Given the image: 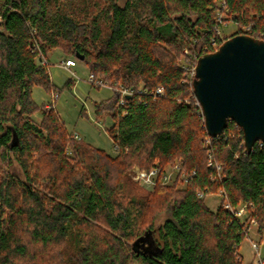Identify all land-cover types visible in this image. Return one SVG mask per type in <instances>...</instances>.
<instances>
[{"label":"trees","instance_id":"16d2710c","mask_svg":"<svg viewBox=\"0 0 264 264\" xmlns=\"http://www.w3.org/2000/svg\"><path fill=\"white\" fill-rule=\"evenodd\" d=\"M220 21L264 41V0H0V161L13 153L25 175L0 182V264H242L250 224L223 205L211 212L204 189L252 204L263 234L264 146L247 153L233 122L211 138L184 68L185 50L196 63L211 38L222 45ZM55 49L134 91L123 106L117 92L95 105L113 120L116 156L70 138L57 112L35 104L36 87L57 94L42 64ZM178 161L171 186L145 192L130 180L133 165L163 175Z\"/></svg>","mask_w":264,"mask_h":264},{"label":"rangeland","instance_id":"374dc122","mask_svg":"<svg viewBox=\"0 0 264 264\" xmlns=\"http://www.w3.org/2000/svg\"><path fill=\"white\" fill-rule=\"evenodd\" d=\"M79 2V0H77ZM124 1L121 3L123 5ZM221 40L225 41L226 38H230L237 33V27L233 23L221 27ZM73 57L66 55L59 49L51 50L48 54L47 61L49 64L48 71L50 74V80L55 87L56 93H47L44 89L34 88L33 90V100L38 107L46 106V108L53 109L55 113L57 112L60 120L65 124L66 131L70 138L74 139L75 135H78L84 144L90 145L93 148L98 150H103L110 156H116L118 149L115 147L108 130L113 126V120L110 118L109 114H96V104H99L102 101L109 100L113 97L115 88H122L120 84H109V81H103L109 85V87H99L95 88L89 81V70L86 64H83L82 61L76 60V67H73L71 70L76 73V77L71 75V72L63 68L62 63L64 61L70 60ZM46 66V65H45ZM74 80L75 83L70 87L67 86L70 80ZM44 109V108H43ZM35 122L39 126L43 124L42 115L36 113L32 116ZM204 118V116H203ZM202 127V126H201ZM69 138V139H70ZM75 140V139H74ZM80 142V141H79ZM211 155V152H208V155ZM212 156V155H211ZM213 157V156H212ZM41 155L39 153L34 154V160L36 162L40 161ZM72 160V159H71ZM209 160V156H208ZM159 161H156L155 164L158 165ZM71 164H74L71 162ZM182 161L176 162L173 168H167V180L162 178L163 175H159L157 182L162 183L166 186H171L175 180L176 175L178 174L175 167L182 166ZM216 167V163L214 164ZM152 170V169H151ZM147 172V170L141 169L138 165H133L131 172H129L130 180L138 184L139 187L144 189V191L153 192L155 186L147 185V181L141 180L139 177L140 172ZM150 171V170H149ZM181 176V174H180ZM162 180L160 181V179ZM7 180H23L25 181V175L21 168V165L18 164L17 157L13 153L9 157L5 158L4 161H0V182ZM182 182L184 179L181 176ZM50 180L40 181L36 185V188L39 189L41 196L48 197L52 196ZM177 186L180 188L186 187L183 183H177ZM187 188V187H186ZM205 205L211 211L216 213V210L223 205L225 209V204L229 203L227 197H225L222 189L218 190L215 193L210 191V188H205ZM246 204H240L237 207H233L235 210L243 209ZM247 215L241 217V222H248L251 227L248 232V237H245V240L240 246L239 252L242 264H259L260 257L264 260V233L258 234V226L255 220L252 217L254 212L251 207H248ZM162 218L159 220V223ZM254 224H253V223ZM247 225V224H246ZM105 229V228H104ZM262 236V237H261ZM252 242L259 244L260 257L257 256V253L252 248ZM57 248L56 250H58Z\"/></svg>","mask_w":264,"mask_h":264},{"label":"water","instance_id":"95a60500","mask_svg":"<svg viewBox=\"0 0 264 264\" xmlns=\"http://www.w3.org/2000/svg\"><path fill=\"white\" fill-rule=\"evenodd\" d=\"M198 59L192 87L205 129L215 138L235 123L251 153L264 143V41L237 34Z\"/></svg>","mask_w":264,"mask_h":264},{"label":"built area","instance_id":"2783aa9c","mask_svg":"<svg viewBox=\"0 0 264 264\" xmlns=\"http://www.w3.org/2000/svg\"><path fill=\"white\" fill-rule=\"evenodd\" d=\"M221 18H222V16L220 17V20H221ZM220 24L221 25L216 29V31H217L216 33H217L218 36H221V31H222L221 30V27L226 25V24L224 25L222 21H220ZM219 48H220L219 41H218L217 37L214 36L209 41V46L206 48L205 54H209L210 52H215ZM184 55L187 56L188 57V60H189L186 64H184V68L188 72L189 77L191 79H194L195 76H196L195 70H196V65H197L198 60H197L196 63H194L195 62V59H193L192 57H190V54H189V51L188 50H185L184 51ZM42 64L47 66L49 63L47 61H43V59H42ZM62 65H63L62 66L63 68H65L66 70H68V71L71 72V75L73 77H76V73L71 70L73 67H76L77 66L76 65V60L74 58H72L70 60H67V61H64L62 63ZM88 78H89L90 83L95 88H99V87H109V85L107 83L103 82L102 80H97L92 74H90ZM115 91H118L119 94H120V100L118 101V104H117L119 106L125 105V98L127 96H131L132 94H134V91L133 90H129V89L126 90V89H122V88H119V87L117 89L115 88ZM143 94H148V93L147 92H143ZM164 94H165V90L162 87H158V88H156L155 92L150 93V96H152L155 99V98L163 97ZM197 104L200 107L199 101H198ZM75 138L76 139H80L78 137V135H75ZM258 144H259L260 147H263L264 146V143L261 142V141L258 142ZM208 156H209V165L212 166L213 165V157L210 154ZM215 168L217 170V175L211 179L212 182H215V180L217 178H220L221 172H222L220 165L217 164ZM175 169L179 170L178 167H175ZM139 174H140L139 177L141 178V180H143V181L146 180L148 182L147 185H149V186H155V184L157 182V179H158V177L160 175V170L153 168L150 171L140 172ZM181 176L184 179V183L187 184V182L190 179H192L193 177L196 176V171H193L191 173H183ZM162 178H164L165 180L168 179L165 174H164V176ZM162 178L160 179V181L162 180ZM198 197L200 199H202L204 197V193L203 192L198 193ZM248 207H251L252 208V204H246L243 209H237V210H235L232 207L231 204H229V203L225 204V210L231 212L233 214V216L237 220H239L240 222H241V217L247 215L248 212L250 211V210H248ZM250 228H251L250 226L247 227V229L245 231L247 237H248V232H249V229ZM252 248L257 253V256L260 257L259 244L255 243V242H252ZM258 263L259 264H264V260L260 257Z\"/></svg>","mask_w":264,"mask_h":264}]
</instances>
